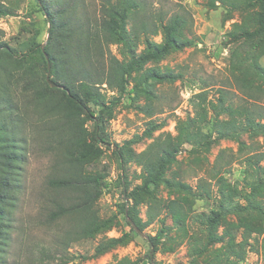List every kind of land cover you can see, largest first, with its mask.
<instances>
[{
  "label": "trees",
  "instance_id": "16d2710c",
  "mask_svg": "<svg viewBox=\"0 0 264 264\" xmlns=\"http://www.w3.org/2000/svg\"><path fill=\"white\" fill-rule=\"evenodd\" d=\"M37 1L49 23L45 51L42 49L43 43L38 39L40 28L18 48L0 41V264H4L3 257L10 242V213L21 185L18 176L24 147L22 141L16 138L14 128H18L17 125L26 119L28 111L32 112L33 127L41 128L39 132L47 139L53 138L61 155V160L55 163L56 174L48 177L45 182L44 198L47 219L51 222H64L60 240H55V245L60 247L64 255L71 243L106 233L118 222V215L101 218L95 207L104 187L108 186V173L87 172L85 166L100 160L101 143L109 148L105 122L113 117L115 107L127 93L129 78L144 64L160 60L183 46L196 44L194 37L186 35V29L193 18L187 11L174 12L168 18L163 16L158 23H154L155 29L152 31L153 34L161 33L160 43L150 37L149 25L143 24L142 42L145 47L141 53H137L138 36L131 34L127 27L130 13L137 6L134 0L103 1L102 20L97 25L102 28V38L96 36V29L92 30L90 24L85 25L74 19V5L69 0H61V6L55 9L50 7L47 0ZM258 1L261 10L255 12L257 26L254 31L242 21L235 23L234 28L226 34L234 40L248 39L245 55L240 58L232 55L236 64L223 83L218 86L203 83V90L191 99L194 114L176 121V135L163 132L142 152L133 155L132 150H129L126 156L123 152L118 154L123 172L126 158L134 159L142 170L141 184L132 190L130 197L127 195L128 200L121 209L130 230L118 237L104 236L96 245L92 256L71 254L66 261H85L90 257H98L138 237L140 234L133 223L143 231L148 224L159 219L162 228L156 236L146 238L151 247L144 256L136 259L123 256L116 259L115 264H144L146 259L154 264V252L160 249L162 238L170 235V227L166 226L167 217L172 218L173 227L181 228L186 236L188 231L185 223L191 213L188 200L180 195L178 199L165 203L158 196L161 185L174 187L181 194L190 187L187 183L170 181L166 177L169 166L176 161L186 143L208 150L218 139H236L245 134L263 137L262 148H257L246 160L252 166L254 174L251 179H246L245 188L248 190L239 191L228 181L224 173L230 171L228 167L232 160L219 161V156L208 172V177H204L209 180L199 178V195H211L210 185L215 184L220 198L217 209L200 216L205 224L207 239H193L190 236L189 248L193 255L204 254L218 242L216 228L221 219L231 215L262 212L264 202L255 198L257 191L264 194V66L256 58L257 48L264 42V0ZM10 13L12 11L0 2V15ZM255 35L258 39L252 43ZM110 44L121 46L123 59L110 51ZM45 53L51 61L50 77L58 87L51 86L47 80L49 68ZM174 77L172 68L149 67L130 90L133 93L140 85L146 84L144 92L149 100L138 108L149 117L145 129L148 137H153L154 132L164 124L154 118L163 109L154 107L158 92L149 86V81L152 79L163 82ZM6 80L18 83L24 80L21 93L24 95L28 91L31 98L27 102L16 103L10 98L15 93L8 89ZM103 84L116 92L113 98L109 99L103 91ZM211 91H214L213 95L209 96ZM236 97L240 98L237 102ZM9 115L10 119L7 118ZM89 121L94 123L92 130L87 128ZM206 126L210 128L207 132L203 130ZM221 153L223 152H220V156ZM58 171L60 172L57 173ZM141 196L148 206L146 220L140 216L137 203H129V198L135 200ZM242 223L245 221L231 225L243 227L244 239L255 231L264 234L263 216ZM226 233L230 235L227 250L222 254L218 253L213 264H239L245 259V250L239 247V244L244 246L245 241L238 244L233 230H226ZM262 244L264 247V238ZM168 249L173 251L174 247Z\"/></svg>",
  "mask_w": 264,
  "mask_h": 264
},
{
  "label": "rangeland",
  "instance_id": "374dc122",
  "mask_svg": "<svg viewBox=\"0 0 264 264\" xmlns=\"http://www.w3.org/2000/svg\"><path fill=\"white\" fill-rule=\"evenodd\" d=\"M67 1V0H65ZM104 0H69L74 5L73 17L79 23L91 25L97 37H104L102 28L98 27L102 20V5ZM137 6L130 13L127 27L131 34L137 35L136 52L141 53L145 47L143 44V24L149 25V35L156 42L162 41L161 33L153 34L154 23H158L161 17L168 18L172 13L187 11L192 14V20L186 29V35L194 37L196 44L183 46L172 51L160 60H152L138 68L129 78L128 91L114 110V115L106 119L105 134L108 145L101 143L102 155L97 162L86 164L87 172L105 171L108 173L107 185L95 204L101 218H109L118 215V222L106 233L97 235L92 239L80 240L70 244L68 250L61 253L60 247L55 245V240H60V234L64 225L63 221H50L47 219V208L44 198L45 182L48 177L56 174L55 163L61 160L59 149L53 138L41 134V128L33 127L32 112L28 111L22 123L14 128L16 138L21 140L24 147L23 161L19 173L20 188L16 192L15 205L10 213L11 229L7 252L3 257L4 264H115L116 259L130 256L133 259L144 256L151 247L147 239L141 235L131 239L125 244H120L98 257H90L85 261L76 259L66 261L71 254L92 256L95 247L104 237H118L130 230L122 213V205L130 197L132 190L142 182L141 167L134 159L126 158L124 172L120 168L118 154L132 150L133 155L144 151L153 139L163 132H171L176 135V121L193 115L191 99L203 90V83L218 86L227 78L236 62L232 55L240 58L245 55L247 38L231 39L226 34L234 28L235 23L242 22L251 31L256 28L255 12L261 10L258 0H134ZM2 5L11 10L8 15H0V41H6L12 47L27 40L37 28L41 34L39 41L47 43L49 38V23L37 0H0ZM61 0H47L51 8L60 7ZM254 14V16H253ZM165 18V19H166ZM256 32V31H255ZM94 36V33H92ZM256 35L252 43L256 42ZM98 40V39H97ZM110 51L118 58L123 59L121 46L109 45ZM256 58L264 66V42L257 48ZM149 67L165 69L172 68L174 78L163 82H155L150 79L149 86L158 92L154 100V107L163 109L154 115L158 121L164 123L155 131L153 137L145 134L149 117L138 106L149 100L144 90L146 84L140 85L133 93L136 81L142 78ZM7 81V80H6ZM11 95L16 103L27 102L31 98L28 91L21 93L22 83L7 81ZM103 91L109 99L113 98L115 91L108 89L107 84L102 85ZM233 88V87H231ZM19 89V92H18ZM215 90V89H212ZM211 91L209 96L213 95ZM240 98L236 97V102ZM11 115L7 118L10 119ZM41 124V123H39ZM87 128L92 130L94 123L89 121ZM204 131L210 130L207 126ZM263 137L261 135L245 134L236 139H218L208 150L201 147H193L185 144L178 153L177 159L168 170L166 177L170 181H182L187 183L188 189L181 194L174 187L161 185L158 196L166 203L178 199L181 196L188 200L190 218L185 223L187 235L182 233L178 226L173 227L172 218H166V226L170 227V235L162 238L160 249L154 252V264H213L218 253L227 250L230 235L226 230H233L236 235V243L245 241V245L239 247L245 259L239 264H264V247L262 239L264 234L252 232L251 236L244 239L243 227H235L231 224L264 217L262 212L253 214L231 215L220 220L216 228L219 236L218 242L212 245L202 255H193L190 251V236L203 240L207 239L204 231L205 224L200 219L201 214L210 213L219 205V192L215 184H211V195H199L197 189L199 178L208 177L209 171L219 161H231L228 167L230 171L224 173L228 181L239 191L245 188L246 179H251L252 166L246 161L248 156L257 148H262ZM220 152L221 153L220 156ZM264 166V161H262ZM58 171L57 173H59ZM209 193V194H210ZM255 198L264 202V194L255 193ZM143 196L135 200L129 198V203H137L140 216L146 220L148 206ZM242 223V224H245ZM162 228V223L156 219L148 224L143 231L149 236H156ZM168 251V248H173ZM144 264H150L146 259ZM235 264V263H227Z\"/></svg>",
  "mask_w": 264,
  "mask_h": 264
},
{
  "label": "water",
  "instance_id": "95a60500",
  "mask_svg": "<svg viewBox=\"0 0 264 264\" xmlns=\"http://www.w3.org/2000/svg\"><path fill=\"white\" fill-rule=\"evenodd\" d=\"M42 49L43 51H45V43L42 44ZM45 56L47 58V61H48V68H49V73L47 75V80L49 82V84L53 87H58L59 85L54 82L51 77H50V70H51V61H50V58H49V55L47 53H45ZM133 226L134 228L136 229V231L143 237L145 238H149V235H147L144 231H142L141 229H139L134 223H133Z\"/></svg>",
  "mask_w": 264,
  "mask_h": 264
}]
</instances>
